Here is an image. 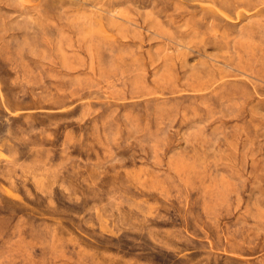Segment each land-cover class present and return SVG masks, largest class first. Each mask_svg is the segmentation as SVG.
Here are the masks:
<instances>
[{
    "label": "rangeland",
    "instance_id": "obj_1",
    "mask_svg": "<svg viewBox=\"0 0 264 264\" xmlns=\"http://www.w3.org/2000/svg\"><path fill=\"white\" fill-rule=\"evenodd\" d=\"M0 264H264V0H0Z\"/></svg>",
    "mask_w": 264,
    "mask_h": 264
}]
</instances>
